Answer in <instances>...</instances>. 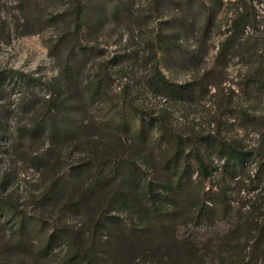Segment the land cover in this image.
I'll return each mask as SVG.
<instances>
[{
    "label": "trees",
    "instance_id": "obj_1",
    "mask_svg": "<svg viewBox=\"0 0 264 264\" xmlns=\"http://www.w3.org/2000/svg\"><path fill=\"white\" fill-rule=\"evenodd\" d=\"M147 1L164 17L159 30L147 33L153 49L143 60L147 73L138 89L113 94L111 84L125 72L123 62H135L132 52L109 61L97 56L99 45L85 42L83 35L106 20L129 21L134 0H69L62 14L67 42L53 46L63 47V53L58 72L45 82L44 104L29 124L0 130L18 153L26 142L43 143L29 159L47 177L35 215L0 196V264H245L229 235L210 248L182 229L232 217L225 182L215 191L204 190L214 153L223 161L224 181L254 162L253 177L264 185L263 152L218 129L180 132L170 111L143 99L152 93L183 104L210 88L215 95L223 91V73L234 62L235 91L227 87L217 109H227L241 127L264 136V0ZM225 3L234 5L233 12L226 28L216 31ZM21 8L23 18L16 21L26 20L20 27L27 28L35 20L26 3ZM209 46L216 47L211 55ZM203 59L212 65L200 70ZM194 68L197 73L181 81L165 73ZM13 78L22 85L31 79L0 75V81ZM241 227L254 232L253 241L263 240L264 221L246 217Z\"/></svg>",
    "mask_w": 264,
    "mask_h": 264
},
{
    "label": "rangeland",
    "instance_id": "obj_2",
    "mask_svg": "<svg viewBox=\"0 0 264 264\" xmlns=\"http://www.w3.org/2000/svg\"><path fill=\"white\" fill-rule=\"evenodd\" d=\"M23 2L27 5V12L31 13L35 20L33 25L29 24L27 28L20 27L26 20L16 21L19 16L23 18L24 13L19 10L22 9ZM68 4L69 0H0V75L6 72V75L16 77L17 73H21L31 78L28 85L18 83L15 78L0 81V130L29 124L44 104L47 93L45 82L58 72L57 62L63 53V47L58 49L53 46L56 42H67L68 25L62 20V14L67 10ZM233 8L234 5L229 3L221 7L216 17V31L226 28ZM132 10L133 15L129 21L106 20L102 26L91 27L83 35L85 42L99 45L97 56L109 61L119 53L132 52L131 56H134L135 62H123L125 72H120L114 77L111 84L113 94L122 89L136 90L140 87L141 77L147 73V65L143 60L153 52L150 44L146 42L147 33L152 27L159 30L158 26L164 25V17H157L147 0H134ZM258 13L262 12L259 10ZM215 50L216 47L209 46L208 55L213 54ZM87 60V64H90L92 58ZM207 61L203 59L197 68L204 70V66H211ZM237 68V63H229L223 73L224 81L220 84L223 91H218L215 95H212L214 88H210L204 97L183 104H172L152 93H148L143 100L148 105L170 111L171 123L180 132H211L218 129L223 134L240 137L247 147H258L263 152L261 158L264 162V136H260L252 128L241 127L230 117L227 109H217L216 103L220 98L226 97L224 93H228L227 87L235 91ZM165 73L181 81L197 72L194 68L192 72L182 69ZM28 100H32L35 106H27ZM0 144V196L6 197L18 209L30 215L37 214V195L44 187L47 177L32 167L29 157L40 151L43 143L26 142L21 153L11 150L10 144L6 143L3 137H0ZM203 147L206 148V145ZM20 156H25V160ZM222 164L223 161L214 153L210 171L208 170L203 181L204 190L215 191L225 182L227 193L230 195L228 200L232 207V217L211 227L183 228L182 233L204 242V246L210 244V248H214L222 236L229 235L235 244L236 254L245 264H264V238L257 243L253 241L254 232L241 227V221L246 217L264 221V185L253 177L257 164L247 163L242 175L228 174L225 181L220 174ZM214 168L217 170L214 171ZM5 234L4 238H7L9 232L6 231ZM15 262L12 260L9 264Z\"/></svg>",
    "mask_w": 264,
    "mask_h": 264
}]
</instances>
